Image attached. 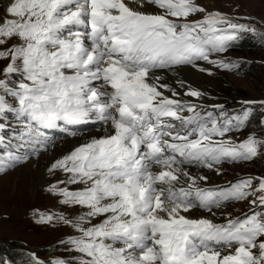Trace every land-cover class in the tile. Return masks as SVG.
Wrapping results in <instances>:
<instances>
[{
    "label": "snow or ice",
    "instance_id": "6c2138e0",
    "mask_svg": "<svg viewBox=\"0 0 264 264\" xmlns=\"http://www.w3.org/2000/svg\"><path fill=\"white\" fill-rule=\"evenodd\" d=\"M239 8L0 0V175L43 161L52 208L31 216L66 229L54 255L25 242L0 264H264V173L216 180L264 156V98L195 79L264 47Z\"/></svg>",
    "mask_w": 264,
    "mask_h": 264
},
{
    "label": "rangeland",
    "instance_id": "374dc122",
    "mask_svg": "<svg viewBox=\"0 0 264 264\" xmlns=\"http://www.w3.org/2000/svg\"><path fill=\"white\" fill-rule=\"evenodd\" d=\"M210 9L232 14L236 5L241 15L264 19V0H200ZM251 37V36H250ZM241 42L232 50L233 57H241L251 63L244 70L236 72L220 71L215 76L201 75L205 79L204 88L212 95L237 99L264 98V47L261 42ZM248 43V44H244ZM244 44V45H242ZM241 51V52H240ZM236 107V105H232ZM43 165L27 164L7 175H0V252H16L27 242L41 258L54 255L55 241L66 229L53 230L34 222L32 209L52 208V200L40 191L38 179ZM32 172V173H31ZM264 173V156L245 164L229 168L225 175L217 177V182L230 180L234 174ZM56 210V209H52ZM62 251V249H61Z\"/></svg>",
    "mask_w": 264,
    "mask_h": 264
},
{
    "label": "bare ground",
    "instance_id": "6f19581e",
    "mask_svg": "<svg viewBox=\"0 0 264 264\" xmlns=\"http://www.w3.org/2000/svg\"><path fill=\"white\" fill-rule=\"evenodd\" d=\"M189 75H191V74H189ZM195 79L197 80V83H199L201 85H203L205 83V79L201 75L195 77ZM39 163H40V165H43L44 162L40 161ZM39 170L41 171V173H40L39 177L37 176L35 179H38L39 183L42 184L44 182V176L42 175V170L41 169H39Z\"/></svg>",
    "mask_w": 264,
    "mask_h": 264
},
{
    "label": "trees",
    "instance_id": "16d2710c",
    "mask_svg": "<svg viewBox=\"0 0 264 264\" xmlns=\"http://www.w3.org/2000/svg\"><path fill=\"white\" fill-rule=\"evenodd\" d=\"M244 44H248V43H244ZM244 44H242V45H244ZM240 46V45H239ZM241 52V51H240Z\"/></svg>",
    "mask_w": 264,
    "mask_h": 264
}]
</instances>
